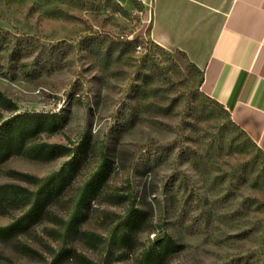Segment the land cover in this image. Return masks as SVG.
<instances>
[{"label": "rangeland", "instance_id": "1", "mask_svg": "<svg viewBox=\"0 0 264 264\" xmlns=\"http://www.w3.org/2000/svg\"><path fill=\"white\" fill-rule=\"evenodd\" d=\"M149 29L145 8L133 0L128 6L82 0L76 7L0 0V32L31 37L45 47L38 63L37 52L17 62L1 52L0 92L19 113L64 119L63 130L42 135V142L74 145L83 137L97 142L111 163L110 192L130 191L148 214L146 231L155 233H141L134 249H123L112 264H135L160 233L181 248L166 264H264V150L204 93L203 71L184 53L152 43ZM45 61L51 64L42 70ZM67 161L13 157L0 166V186L25 187L11 173L42 179ZM97 166L93 156L76 186ZM51 210L62 215L64 206ZM123 210L95 201L82 229L107 238L103 219L115 220ZM19 215L0 214V228ZM50 227L43 223L33 228L34 235L0 241V261L38 264L14 247L19 241L42 254L38 239L47 242L44 230ZM71 247L101 260L81 242Z\"/></svg>", "mask_w": 264, "mask_h": 264}, {"label": "trees", "instance_id": "2", "mask_svg": "<svg viewBox=\"0 0 264 264\" xmlns=\"http://www.w3.org/2000/svg\"><path fill=\"white\" fill-rule=\"evenodd\" d=\"M72 7L81 5L82 0H54ZM84 7V5H82ZM45 47L31 37L0 32V54L9 53L11 62H17L29 54H43ZM29 52V53H28ZM40 63V62H39ZM51 64L45 61L40 67L44 70ZM40 66V65H39ZM24 64L22 69H26ZM5 68L0 65V73ZM6 74V73H5ZM7 115H10L7 117ZM65 121L57 114L19 113L14 101L0 92V166L13 157L30 161L50 163L66 158L68 161L60 171L42 179L26 174L11 173V178L25 185L0 186V214L18 212L13 222L6 228H0V241L14 240L20 235H34L33 228L40 224H49L44 233L48 241L39 238L43 253L16 242L15 250L38 264H112L120 259L116 257L122 250H133L138 236L151 228L148 214L138 208L136 198L130 191L110 192L108 182L112 169L108 157L97 142L83 137L78 143L70 145H51L42 142L41 136H52L63 130ZM93 156L98 157V166L80 185L76 186L79 172ZM71 193V194H70ZM105 200L114 206L124 208L123 215L115 220L104 218L109 227L107 238L82 229L89 219L92 203ZM64 206L59 215L51 210L52 206ZM81 242L87 248L101 255L94 262L71 247V242ZM180 246L167 233H160L145 248L135 264H166L180 251ZM0 264H15L9 259H1Z\"/></svg>", "mask_w": 264, "mask_h": 264}, {"label": "crops", "instance_id": "3", "mask_svg": "<svg viewBox=\"0 0 264 264\" xmlns=\"http://www.w3.org/2000/svg\"><path fill=\"white\" fill-rule=\"evenodd\" d=\"M133 1L145 8L148 39L202 70L204 93L264 150V0Z\"/></svg>", "mask_w": 264, "mask_h": 264}]
</instances>
